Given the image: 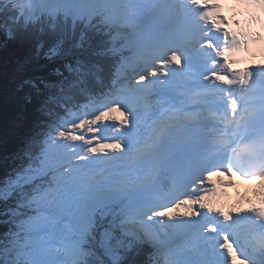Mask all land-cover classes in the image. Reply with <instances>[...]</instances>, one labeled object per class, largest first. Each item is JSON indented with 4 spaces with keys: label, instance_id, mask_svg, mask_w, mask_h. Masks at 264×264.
Masks as SVG:
<instances>
[{
    "label": "snow or ice",
    "instance_id": "1",
    "mask_svg": "<svg viewBox=\"0 0 264 264\" xmlns=\"http://www.w3.org/2000/svg\"><path fill=\"white\" fill-rule=\"evenodd\" d=\"M220 7H0V264H264V183L260 207L209 201L233 173L264 182V65L234 67L264 35Z\"/></svg>",
    "mask_w": 264,
    "mask_h": 264
},
{
    "label": "rangeland",
    "instance_id": "2",
    "mask_svg": "<svg viewBox=\"0 0 264 264\" xmlns=\"http://www.w3.org/2000/svg\"><path fill=\"white\" fill-rule=\"evenodd\" d=\"M154 103V101H153ZM114 135V133H112ZM95 155H103L101 153H97ZM83 163V162H81ZM223 179H227L225 177H223ZM232 179V178H231ZM233 181V179H232ZM260 188V191L262 190V183H260V185L258 186ZM255 189L252 188V189H249L248 191H246L244 193V199H240V202L238 203V206H236V209H248V208H251L252 206H259L260 204V197L256 198L255 195L256 193L254 192ZM225 192V189L224 190H221L220 193H217L216 195L214 196H210L209 197V201L210 203L213 202V198H215V201L217 204L214 208H218V203H219V199L220 197L222 196V194ZM198 207V206H197ZM186 211L184 208H181L178 212H177V215H182L183 212Z\"/></svg>",
    "mask_w": 264,
    "mask_h": 264
},
{
    "label": "bare ground",
    "instance_id": "3",
    "mask_svg": "<svg viewBox=\"0 0 264 264\" xmlns=\"http://www.w3.org/2000/svg\"><path fill=\"white\" fill-rule=\"evenodd\" d=\"M216 2H218L220 5H222V4L226 3V0H216ZM221 10H222V7H220V9L218 10L220 15H221ZM225 178H228V177L225 176ZM232 179H234L236 182H241L242 183V186H241V188L239 190V192H240L239 199H241V198L244 199L245 198L244 197V193L246 191H248L249 189H252V188L255 189V191H254L256 193L255 197L256 198L259 197L258 193L260 192V188L258 186L261 183L260 180H258V179L257 180H252V181L245 180V179H242L239 175H236L235 173H233ZM224 188L225 187L218 189L217 193H219L221 191V189H224ZM238 200L236 201V203L238 202ZM214 201H215V198H213V202H211V204L215 207L217 203L214 202ZM179 210L180 209H178L177 212Z\"/></svg>",
    "mask_w": 264,
    "mask_h": 264
},
{
    "label": "trees",
    "instance_id": "4",
    "mask_svg": "<svg viewBox=\"0 0 264 264\" xmlns=\"http://www.w3.org/2000/svg\"><path fill=\"white\" fill-rule=\"evenodd\" d=\"M6 3V0H0V7H3V5ZM10 71V68H6L5 66H3V64H0V87L3 86V75L6 73V72H9ZM11 148V145L9 144L7 148L4 147L3 144H0V158L3 157V155L5 154V152L7 150H10ZM146 257H140L141 260L145 259Z\"/></svg>",
    "mask_w": 264,
    "mask_h": 264
},
{
    "label": "water",
    "instance_id": "5",
    "mask_svg": "<svg viewBox=\"0 0 264 264\" xmlns=\"http://www.w3.org/2000/svg\"><path fill=\"white\" fill-rule=\"evenodd\" d=\"M170 183H171L170 178L167 175L165 174L160 175L158 187L166 189L170 187Z\"/></svg>",
    "mask_w": 264,
    "mask_h": 264
}]
</instances>
